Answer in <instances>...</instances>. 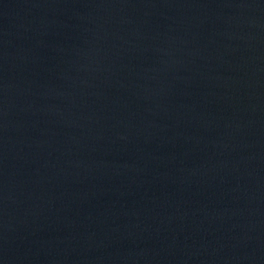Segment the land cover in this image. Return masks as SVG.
I'll list each match as a JSON object with an SVG mask.
<instances>
[{"label": "water", "instance_id": "obj_1", "mask_svg": "<svg viewBox=\"0 0 264 264\" xmlns=\"http://www.w3.org/2000/svg\"><path fill=\"white\" fill-rule=\"evenodd\" d=\"M0 264H264V0H0Z\"/></svg>", "mask_w": 264, "mask_h": 264}]
</instances>
